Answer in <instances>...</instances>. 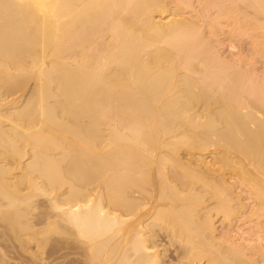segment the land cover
Segmentation results:
<instances>
[{"label":"bare ground","instance_id":"1","mask_svg":"<svg viewBox=\"0 0 264 264\" xmlns=\"http://www.w3.org/2000/svg\"><path fill=\"white\" fill-rule=\"evenodd\" d=\"M220 26L264 55V0H0V264H264V80Z\"/></svg>","mask_w":264,"mask_h":264},{"label":"rangeland","instance_id":"2","mask_svg":"<svg viewBox=\"0 0 264 264\" xmlns=\"http://www.w3.org/2000/svg\"><path fill=\"white\" fill-rule=\"evenodd\" d=\"M167 1H169V0H167ZM171 1V0H170ZM196 0H194V2H195ZM199 6L197 5V4H195V8H198ZM198 10H199V8H198ZM189 13H191L190 11H189ZM188 15H194V13L193 14H187V16L185 15V17H190V16H188ZM220 28H221V26L218 28L217 27V32H216V36L218 37H215V38H217V39H215V40H217V41H215L214 43L216 44L217 43V45H219V46H217V47H219L218 49L220 50L219 51V54L221 55V58L222 59H225V61H228L229 62V60H231L230 62L232 63V64H234V63H237V62H239V59H246L247 61L249 60V62H247L246 60H241L240 62H242V61H246L245 63L244 62H242L243 64L242 65H244V66H246L247 65V63H249L250 64V69H252L251 71L252 72H255V74L257 73V74H259V75H255L256 77H258V79L260 78V79H263L264 80V55L262 56L261 54H258L255 50L254 51H252L253 49H254V37H256V35H257V33L259 34V32H256V31H251V30H247L246 32L248 33V36H247V33L245 32L243 35L242 34H240V35H238V36H234V35H236V34H234V33H232L231 34V32H230V28L229 29H226V28H228V26L227 27H224V29L222 28L221 30H220ZM225 29H226V31H225ZM219 31V32H218ZM228 31H229V33H228ZM249 31H251V32H249ZM222 32V33H221ZM225 32H227V33H225ZM252 32H254V33H252ZM218 34V35H217ZM228 34V35H227ZM231 34V35H230ZM253 34V35H252ZM244 35H246V36H244ZM251 35V36H250ZM244 36V37H243ZM250 36V37H249ZM228 37V38H227ZM241 37V38H240ZM237 38V39H236ZM219 40V41H218ZM221 40V41H220ZM221 42V43H220ZM230 45V46H229ZM231 46H233L232 48H229V47H231ZM235 47V48H234ZM244 52V53H243ZM254 52V53H253ZM240 53H241V55H243L242 57H239L238 55H240ZM251 53V54H250ZM252 54H254V55H252ZM240 55V56H241ZM246 55V56H245ZM223 56V57H222ZM250 56V57H249ZM251 56H252V58H254V59H250L251 58ZM225 57V58H224ZM228 57V58H227ZM233 57V58H232ZM236 57H239V58H236ZM244 57V58H243ZM229 59V60H227V59ZM235 59H237V60H235ZM234 61V62H233ZM249 64H248V67L246 66V67H243L242 65H241V67H243V69L242 70H245V71H248V70H250V69H248L249 68ZM252 65V66H251ZM241 67H240V70H241ZM254 68V69H253ZM255 70V71H254ZM250 72V71H249ZM252 74H254V73H252ZM260 76V77H259ZM259 79V80H260ZM263 80H261V81H263ZM206 155H205V161L206 162H208V161H210L211 160V156H210V154H209V152L207 153H205ZM209 155V156H208ZM208 157V158H207ZM41 198H43V196L42 197H40V199ZM46 199H48L47 197H44L43 199H41V200H43V202H46ZM249 200H246L245 201V203L247 204V205H251V202L249 201ZM206 204H204L203 206L204 207H206V206H208V207H210V205H211V202L210 201H208V203L207 202H205ZM252 206V205H251ZM249 208V209H248ZM247 208V210H248V212L250 211V208L251 207H248ZM253 208V207H252ZM252 208H251V211H252ZM250 211V212H251ZM245 212H246V209H245ZM219 218H217V220H218ZM241 224L242 223H237V225H240L241 226ZM217 227L219 228V231H221V222L219 221V222H217ZM250 226H253V225H249V223L248 224H246V225H244V226H242L241 228H243V230L245 231V234L244 235H242L244 238H246L248 241H251V242H249V243H254V244H257V240L259 241V238L258 237H261V240H262V245H263V247H264V234H262V235H259L258 234V230H249L250 229ZM236 231H237V228H235V232L234 233H232V235H235L236 234ZM249 231H252V232H249ZM257 233V234H256ZM258 235V236H257ZM260 242V241H259ZM52 247V248H51ZM168 249H170V250H172L170 247H168ZM51 250H53V245H48V246H46V249H45V253H49V252H51ZM64 252H67V251H64Z\"/></svg>","mask_w":264,"mask_h":264}]
</instances>
